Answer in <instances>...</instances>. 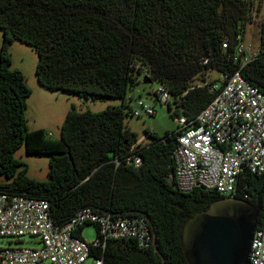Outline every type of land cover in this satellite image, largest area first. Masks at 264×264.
Returning <instances> with one entry per match:
<instances>
[{
	"label": "trees",
	"instance_id": "obj_1",
	"mask_svg": "<svg viewBox=\"0 0 264 264\" xmlns=\"http://www.w3.org/2000/svg\"><path fill=\"white\" fill-rule=\"evenodd\" d=\"M249 21V0H0V192L47 200L57 225L81 207L111 216L141 215L151 230L147 248L122 238L93 246L90 255L108 264H188L182 223L223 195L174 185L169 174L178 130L151 131L137 144L123 122L126 96L140 75L147 76L172 97L169 114L195 118L213 93L194 79L205 81L208 70L238 68L231 53ZM13 39L36 51L35 77L46 89L120 103L96 111L71 106L58 138L43 128L28 130L31 89L22 72L10 67L7 44ZM258 41L240 72L264 92V19ZM21 144L27 153L48 154L45 179L28 176L25 163L14 157ZM257 193L256 225L264 227V172L245 173L233 195L255 201Z\"/></svg>",
	"mask_w": 264,
	"mask_h": 264
},
{
	"label": "built area",
	"instance_id": "obj_2",
	"mask_svg": "<svg viewBox=\"0 0 264 264\" xmlns=\"http://www.w3.org/2000/svg\"><path fill=\"white\" fill-rule=\"evenodd\" d=\"M263 0H249L251 20L261 9ZM227 47V42H222ZM255 48L244 36H238L231 59L238 68L231 72L218 71L217 77L201 81L213 93L212 98L195 118H177L178 134L172 150L173 168L169 177L181 191L195 187L213 189L222 195H233L245 173L264 172V92L250 83L240 68L250 61ZM202 63L209 57H202ZM144 76L140 75V80ZM126 96V115L150 116L154 113L152 100L140 93ZM156 101L171 102L167 89L159 83L152 91ZM134 102L132 105L131 102ZM145 140L153 131L145 127ZM136 162L140 159L136 157ZM93 224L95 237L86 241L81 229ZM0 236L35 237L38 245H0V264H82L91 258L92 264H108L102 257L90 255L93 246L103 248L108 240L131 238L136 246L147 248L151 230L141 215L102 213L91 207H81L63 224L53 222L47 200L25 193L0 192ZM249 264H264V227H255L251 239Z\"/></svg>",
	"mask_w": 264,
	"mask_h": 264
},
{
	"label": "rangeland",
	"instance_id": "obj_3",
	"mask_svg": "<svg viewBox=\"0 0 264 264\" xmlns=\"http://www.w3.org/2000/svg\"><path fill=\"white\" fill-rule=\"evenodd\" d=\"M253 19L245 24L244 39L249 41L255 48L258 46V27L260 20L264 19V0L261 9L253 15ZM2 42V31L0 29V44ZM8 51L11 56V68L19 69L23 76L25 83L30 87L31 92L26 98L25 117L27 120L28 130L43 128L46 134L51 138L59 137V126L61 118H58V111L62 105L65 109H70L71 106L77 111H96L109 105H116L120 103L119 98H90L83 97L73 92L54 91L46 89L40 85L35 77V64L37 60L36 51L29 45L13 39L7 44ZM217 70H208L206 79L217 77ZM159 81L151 79L149 82H142L140 79L134 83V90L131 93L140 95L152 100L154 104V113L150 116H123L124 124L135 132L137 139L145 140L144 128L149 127L158 134H163L165 131L174 130L177 127V118L166 109L165 103L156 101L152 96V91L157 88ZM41 86V87H40ZM37 88H43L46 92H52L58 96L53 103L54 109L47 111L40 107L41 97L38 94ZM45 88V89H44ZM130 91V89L128 90ZM130 93V92H129ZM133 105L134 102L132 101ZM15 158L20 159L26 165V174L36 179H45L47 177L48 168V154L27 153L24 144H21L13 153ZM81 235L86 241H91L95 237V227L93 224H86L81 229ZM38 245L35 237L21 236H0V245ZM45 264H48L45 262ZM82 264H92L91 258H87Z\"/></svg>",
	"mask_w": 264,
	"mask_h": 264
},
{
	"label": "water",
	"instance_id": "obj_4",
	"mask_svg": "<svg viewBox=\"0 0 264 264\" xmlns=\"http://www.w3.org/2000/svg\"><path fill=\"white\" fill-rule=\"evenodd\" d=\"M259 210V193L255 201L223 195L187 217L181 225V241L188 264H249Z\"/></svg>",
	"mask_w": 264,
	"mask_h": 264
},
{
	"label": "crops",
	"instance_id": "obj_5",
	"mask_svg": "<svg viewBox=\"0 0 264 264\" xmlns=\"http://www.w3.org/2000/svg\"><path fill=\"white\" fill-rule=\"evenodd\" d=\"M37 89H38L37 90L38 94L40 95L41 100H42L41 103H40V107L43 108V109H46L47 111L53 110L55 107H54L53 103H51V102H54V100L58 96H55V94H51L52 92H46L45 90H43V88H37ZM53 93H54V91H53ZM67 108L65 109L64 105H62L60 107V109L58 111V116H59L58 118H61V120L63 119L64 114L67 111Z\"/></svg>",
	"mask_w": 264,
	"mask_h": 264
}]
</instances>
